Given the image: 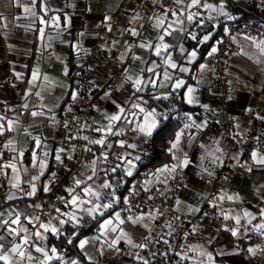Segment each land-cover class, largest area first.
I'll list each match as a JSON object with an SVG mask.
<instances>
[{
  "label": "crops",
  "instance_id": "crops-1",
  "mask_svg": "<svg viewBox=\"0 0 264 264\" xmlns=\"http://www.w3.org/2000/svg\"><path fill=\"white\" fill-rule=\"evenodd\" d=\"M119 2L120 0H0V135L4 140L2 165L6 178L3 185L7 197L18 198L22 192L32 191L33 185L35 192H44V186L54 172L55 157L63 142L60 113L64 101L73 93L74 74L81 68L86 51L95 43L96 26L104 18V14ZM190 3L191 0L171 8L156 10L143 31H140L141 20L136 2L129 4L130 16L127 20H121L127 42L119 63L120 70L125 73L124 83L108 90L106 70L94 81V94L100 98L101 107L96 114L91 140L105 136L106 143L91 144L90 153L75 173V178L82 179L84 183L80 186L73 185L74 192H67L55 209V216L64 221L63 234L72 229L70 238L79 229L76 227L77 223L70 221L66 214L75 213L81 223L83 214L88 213L85 209L91 208L93 203H108L109 201H102L106 189L99 186L108 181L112 188L121 187V176H128L125 161L140 157L134 161L133 175L141 155L149 149L150 137L141 133L137 126L155 119L159 127L169 113L181 120V126L177 130L182 133L180 146L178 150L169 152V163L148 169V176L144 179L145 187L151 190L174 175H180L183 182L176 209L188 214L195 213L209 193L214 174L219 170L226 153L227 136L218 122L216 105L205 88L212 72L203 63V59L215 47L218 35L214 39L213 35L220 25L212 33L200 30L198 23L204 16L216 11L221 3L199 0L197 5L189 8ZM253 3L264 14V0L253 1L251 5ZM205 4L212 5L213 8H205ZM189 14H196L191 21L188 20ZM160 19L164 23L157 27ZM133 30L136 35L132 34ZM165 30L171 32V35L164 37V43L169 47L157 56L155 46L160 44L159 37L164 35ZM205 36H209L206 41L203 39ZM234 40L238 49L226 61L230 79L237 80L231 84L229 107L234 113L236 130L243 132L249 128L250 116L255 109L257 117L264 121V44L261 43L264 39L236 35ZM142 44L150 47H140ZM193 51L196 52L195 58L190 57ZM169 59L178 67L171 68L164 63ZM154 64L156 67L153 71H147ZM201 64L205 65L204 69L200 68ZM181 68H187L188 71L182 72ZM34 71L37 77L33 81ZM165 73L171 77L170 80L166 79ZM137 78L155 83H144L137 90L133 86ZM177 80L185 82L180 89L173 87ZM30 81L32 82L29 83ZM187 86L195 89L192 95L196 103L186 102ZM105 93L108 95L105 96ZM171 95H176L180 103L190 109L182 111L181 105H178L177 110L164 111L152 103ZM133 104H139L144 111L134 108ZM120 108L124 109L123 113L119 112ZM147 113L154 115L147 116ZM113 114L121 116L120 120L113 122L114 131L123 129L119 135L95 131L107 126V117ZM185 124L190 126L185 128ZM174 139L175 137L172 141ZM120 140L125 141V147H120ZM108 144H112V147H108ZM127 144H136L137 147L128 148ZM102 152L108 153L107 159L101 155ZM253 152L256 153L255 158ZM246 157L250 164L248 169L241 164L240 155L233 156V164L246 175L234 177L220 188L216 202L228 220L245 223L264 236V229L257 228L264 224V164L258 162L264 157V148L252 149ZM184 159L188 160L187 165L182 163ZM92 160H97L95 176L92 168L88 167ZM41 162L45 165L43 170ZM8 165H15V170ZM165 165L169 169L176 165V168L174 171H156ZM112 168H116L115 173L111 171ZM88 176H93L92 180H88ZM14 184L18 186L13 187ZM86 187L99 191L101 199L87 195L83 191ZM72 195L86 203L79 207L73 206L69 203ZM109 210V213L102 215L96 226L77 241L79 252L86 258L87 264H131L133 248L155 226L154 212L136 211L133 215H125L113 208ZM28 211L29 207L26 206L19 212H8L0 216V256L8 258L0 260V264H72L76 261L54 245L52 238L58 235L40 227L41 224L51 223L41 221L36 215L30 216ZM116 213L120 214L119 219L116 218ZM17 214L20 222L12 224L11 221L17 219ZM137 217L142 219L133 223ZM105 220H111L112 223L102 229L101 225ZM234 230L236 235L232 231H224L230 237H226L222 243H214L220 233L210 235L209 229L204 228L202 232L211 237L196 247L197 264H252L254 256L260 257L264 264V251L257 241L246 230ZM37 233L41 234L38 237L46 240L44 246L31 244V237L37 236ZM122 233L126 236L122 237ZM25 239L27 243L24 242ZM84 239L88 243L81 248L80 242ZM113 240H116V244L110 246ZM128 240L132 243L129 244ZM17 245L19 247L16 251H12ZM38 248L43 251H37ZM53 248L56 249L54 254L51 251ZM240 250L246 255L245 258L232 257ZM45 253L53 258L46 259Z\"/></svg>",
  "mask_w": 264,
  "mask_h": 264
},
{
  "label": "built area",
  "instance_id": "built-area-1",
  "mask_svg": "<svg viewBox=\"0 0 264 264\" xmlns=\"http://www.w3.org/2000/svg\"><path fill=\"white\" fill-rule=\"evenodd\" d=\"M189 0H182L187 3ZM256 0H223L226 10L224 13H213L204 16L198 23L202 31L214 33L219 25H223V33L215 38L217 51L212 55L206 54L203 63L211 70V77L205 84L211 99L214 101L218 113V122L227 136L226 153L222 158L219 170L214 174L211 188L199 209L195 213H181L176 209V201L182 186L183 178L174 175L165 183L157 184L151 190L145 187L144 179L149 170L142 171L131 184L129 191L120 201L117 190L106 189L103 192V202L109 201L107 193L114 191L117 201L112 204L113 209L121 214L133 215L136 211L154 212L156 222L133 248L131 264H197L198 253L196 247L224 231L236 228L246 230L251 238L257 241L264 251V236L257 233L245 223H234L228 220L216 202V195L220 188L227 185L234 177L245 176L233 164V156L240 155V162L245 168L250 164L246 154L256 148H264V121L256 115V109L250 116V126L246 131L239 132L234 125V113L229 107V95L232 82L226 61L237 51L238 45L234 40L236 35L253 39H264V14L251 7ZM136 2L137 13L141 20L140 31L149 24L154 12L160 8L177 6L176 0H120L118 5L104 14V18L95 28V43L85 53L81 68L74 74L73 93L63 103L60 113V128L64 138L58 154L61 162L56 160L53 174L47 186L48 192H35L27 195L22 192L18 198L9 199L4 190L6 178L2 165L4 140L0 135V216L10 212H19L28 206V214L36 215L43 222H49L58 229L56 235L65 231L64 223L55 216L56 206L61 202L58 197H64L66 189L73 187L75 173L86 159L91 149L89 141L96 123V114L101 107L100 98L94 94V81L104 70L107 71L108 90H112L124 83L125 73L120 70L121 54L126 47V37L122 30L121 20L130 16L128 6ZM219 4L222 0H200ZM246 14V15H243ZM75 94V98L74 95ZM178 109V105L171 104L167 111ZM89 139L85 140L83 137ZM150 146V143L148 144ZM71 156L72 159H68ZM134 193V194H133ZM40 205V207H36ZM109 208V209H111ZM103 211L109 213L110 210ZM101 213L95 212L82 216L79 230H89L96 226L102 218ZM208 228L210 235L202 232ZM30 242L34 246H44L46 240L33 235ZM143 244L144 247L139 245ZM38 264H43L38 262ZM252 264H262L260 257L254 256Z\"/></svg>",
  "mask_w": 264,
  "mask_h": 264
},
{
  "label": "snow or ice",
  "instance_id": "snow-or-ice-1",
  "mask_svg": "<svg viewBox=\"0 0 264 264\" xmlns=\"http://www.w3.org/2000/svg\"><path fill=\"white\" fill-rule=\"evenodd\" d=\"M198 2H199V0H191V3L188 5V7L191 8L194 5H197ZM176 3L177 4L182 3V0H176ZM204 7L205 8H210V9L213 8V6L212 5H209V4H205ZM224 7H225V5H224V2L222 0L221 5L219 6V8H217L215 10L218 13H224ZM195 15L196 14H189L188 15V20L189 21L193 20ZM163 23H164V21L162 19L158 20L157 27H159ZM132 34L133 35H136V32L133 30V33ZM168 35H171V32H168L167 30H165L164 31V35H161L159 37L160 44H158V45L155 46V53H156L157 56H160L161 55V51L163 49H167L169 47V45L167 43H164V37L165 36H168ZM210 35H211V33H209V36ZM209 36H205L203 39L206 41V40H208ZM261 43L264 44V41H262ZM140 47H150V45H144V44H142V45H140ZM216 51H217V48L216 47H213L212 50H211V52L209 53V55H212V53H215ZM195 56H196V52L193 51L190 54V57L191 58H195ZM136 59H139V58L136 57ZM164 63L169 64L171 68H177L178 67L177 64L174 63V62H172L170 59L169 60H165ZM155 67H156V65L154 64L153 65V68H148L147 71L151 72V71H153V69ZM200 68L201 69H204L205 68V65L201 64L200 65ZM180 71L187 72L188 69L187 68H181ZM36 77H37V73H36V71H34L33 72V81L36 79ZM165 77H166V79H169V80L171 79V77L168 76L167 73H165ZM128 79H131V77H128ZM31 82L32 81H30L29 83H31ZM144 83H155V81H147V82H145V81H142L140 78H137L133 82V86L136 87L137 90H140V88L142 87V85ZM184 85H185V82L183 80H177V82L173 85V87L175 89H180ZM194 92H195V89L194 88H192L191 86H187V92L185 93V100H186L187 103L193 104V103H196L197 102L196 99L192 95ZM73 95H74V98H75V94H73ZM107 95L108 94L105 93V96H107ZM133 107L134 108H140V105L139 104H133ZM204 107H207V105H204ZM140 111L143 112L144 109L143 108H140ZM119 112L120 113H123L124 112V109L123 108H120L119 109ZM37 114L38 113H33V115H37ZM153 115H154V113H147V116H153ZM107 119L109 121L108 125L105 126V127L97 128V129H95V131L101 132V133H106L107 135H119L123 131V129L121 128L118 131H114L113 130V122L120 120L121 119V116L119 114H113V115L107 117ZM189 119H190V117H189ZM189 126L190 125L185 124L184 127L185 128H188ZM137 127H138L139 131L141 133H143L146 137H151L153 135V130L156 129L158 127V125H157V121L155 119H152L151 121H148V122H146L144 124L138 125ZM0 131H2V129H0ZM181 135H182V133L180 131H178V132L175 133V139L170 142V147L168 148V151L169 152H172L173 150H178L179 149L180 142H181ZM83 139L88 140L89 138L87 136H85V137H83ZM37 143H39V142H37ZM89 143L90 144H97V145H104L106 143V137L105 136H102L100 139L90 140ZM118 143H119V145H120L121 148L125 147V141L124 140H120ZM9 144H11V141L9 142ZM8 146L9 145H5V147H8ZM107 146L108 147H112V144H108ZM126 146L128 148H136L137 147L136 144H127ZM85 150L86 151H89V152L91 151L90 148H86ZM59 151H63V150L61 149ZM45 155H47V153ZM101 155L104 156L105 159H107L108 153L102 152ZM252 155H253L254 158L256 157V153L255 152H253ZM55 158H56V160L58 162H61V156L59 154H57ZM118 158L119 159H124V157H118ZM33 159L35 160V153H33ZM68 159H72V157L69 156ZM139 159H140V157L139 156H136L134 158V160L133 159H127L125 161V163L128 165L127 170H126V174L128 176H131L132 175V170L135 167V162L134 161L135 160H139ZM258 162L261 163V164H264V157H262ZM182 163L184 165H187L189 162H188L187 159H184ZM96 165H97V160H92L90 162V164L88 165V167H91L92 170H93V176H95V174H96ZM44 166H45L44 163L41 162V164H40L41 170H43ZM8 167H12L15 170V165H8ZM175 168H176V165H173L172 169H169L168 166L165 165L163 168H159L156 171L157 172L174 171ZM111 171L113 173H115L116 172V168H112ZM53 176H55V174H53ZM93 176H88L87 179L88 180H92ZM34 179H36V178L34 177ZM73 180H74V186H80L81 184L84 183V181L82 179H76L75 177H73ZM17 186L18 185H16V184L13 185V187H17ZM99 187L102 188V189H111L112 188V184L110 182H108V181H105ZM35 191H36L35 185H33L32 191L28 192L27 195H29V196L34 195L35 194ZM44 191L45 192H48V191H51V189L47 185H45L44 186ZM66 191L69 192V193H72V192H74V187H69V188L66 189ZM83 191L87 195H89V196L96 197L97 200H100L101 199V193L99 191H94L92 187H86V188L83 189ZM107 196H108V199H109V202L108 203H93V206L91 208L85 209V211H87L89 213V215H91L92 213L98 212V211H100L102 209H109V208H111L112 207V204L115 203L118 198H117L116 193L114 191L108 192L107 193ZM8 198L9 199H12L11 196H9ZM58 199L63 200L64 197H58ZM127 199H128V197H124L125 202H127ZM229 199H231V197H229ZM89 202L91 203V201H89ZM69 203L72 204L75 207H79L81 204L86 203V201L80 199L76 195H72V198L69 201ZM36 207H40V205H36ZM57 211H59V209H57ZM262 214H264V213H262ZM66 215L69 216V220L70 221H73V222L79 224V220H78V218H77V216H76L75 213L66 214ZM246 215H250V214L246 213ZM116 218L117 219L120 218V214L119 213H116ZM129 219H131V217H129ZM140 219H142V217H137L136 220H133L132 222L133 223H136ZM19 222H20L19 221V214H17V219L12 220L11 223L12 224H18ZM120 222L121 223H124L123 220H121ZM61 223H64V221H61ZM111 223H112L111 220H105L104 223L101 225V228L102 229L103 228H106ZM40 227L41 228H44L46 231L47 230H51V232H54V233L58 231L57 228L52 227L50 224H41ZM257 228H258V230L259 229H264V224L258 225ZM21 230L22 231H25L26 229H21ZM12 231H15V229H12ZM113 231H115V229H113ZM232 234L233 235H236L237 234L236 230H232ZM40 235H41L40 233H37V236H40ZM73 235H75V233H73ZM123 236H126V234L122 233V237ZM117 239H120V237H118ZM24 242L27 243V239H25ZM86 243H88V241H81L80 242V247L83 248ZM128 243L131 244L132 241L131 240H128ZM115 244H116V240H113L111 242V245L110 246L115 245ZM139 246L140 247H144L143 244H141ZM17 247H19V245H17L16 247H14L12 249V251H16V248ZM37 251H43V249H39L38 248ZM51 251L54 254L56 252V249L53 248ZM249 251H252V249H249ZM45 257H46V259H49V260L53 258L52 256H48L47 253H45ZM7 259L8 258L6 256H0V260H7ZM89 259H91V258H89ZM209 259H211V256H209ZM72 264H76V261H73Z\"/></svg>",
  "mask_w": 264,
  "mask_h": 264
},
{
  "label": "trees",
  "instance_id": "trees-1",
  "mask_svg": "<svg viewBox=\"0 0 264 264\" xmlns=\"http://www.w3.org/2000/svg\"><path fill=\"white\" fill-rule=\"evenodd\" d=\"M254 9L258 11L256 3L251 5ZM246 15V14H243ZM223 25H220L217 31L213 35V39L222 34ZM203 32H207L204 30ZM211 39V40H213ZM152 103L156 104L160 110L167 111V108L171 104L181 105L180 109L182 111L189 110V106H184L180 103V100L176 95H171L167 98H159ZM181 126V120L173 113H169L167 118L161 123V125L153 132L150 137L149 149L141 155V160L138 162L136 172L131 176H121L123 180L122 186L117 190L118 198L123 200L126 193L129 191L132 182L139 177L140 173L146 169H155L162 164L169 163L171 160V155L168 151L169 143L175 137V133ZM49 176V175H48ZM50 177V176H49ZM91 230H79L77 234L70 238L71 231L68 230L66 234H59L56 238H52V241L56 247L61 248L66 255H70L71 258L76 259L78 264H87L86 258L79 252L77 247V241L82 235L88 233ZM226 237H230L227 232L220 233L214 243H222ZM232 257L235 258H245L246 255L242 250ZM248 259V258H246Z\"/></svg>",
  "mask_w": 264,
  "mask_h": 264
},
{
  "label": "rangeland",
  "instance_id": "rangeland-1",
  "mask_svg": "<svg viewBox=\"0 0 264 264\" xmlns=\"http://www.w3.org/2000/svg\"><path fill=\"white\" fill-rule=\"evenodd\" d=\"M98 213H101V215L103 214V210H100V211H98ZM86 238V237H85ZM87 239V238H86ZM86 239H84V241L86 240Z\"/></svg>",
  "mask_w": 264,
  "mask_h": 264
}]
</instances>
